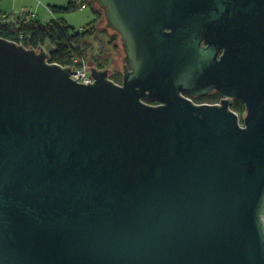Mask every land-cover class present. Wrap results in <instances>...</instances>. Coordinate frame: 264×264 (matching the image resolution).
<instances>
[{"label": "water", "instance_id": "water-1", "mask_svg": "<svg viewBox=\"0 0 264 264\" xmlns=\"http://www.w3.org/2000/svg\"><path fill=\"white\" fill-rule=\"evenodd\" d=\"M94 1L121 84L0 37V264H264V0Z\"/></svg>", "mask_w": 264, "mask_h": 264}, {"label": "trees", "instance_id": "trees-1", "mask_svg": "<svg viewBox=\"0 0 264 264\" xmlns=\"http://www.w3.org/2000/svg\"><path fill=\"white\" fill-rule=\"evenodd\" d=\"M83 4L93 7L96 18L88 23L82 31L72 27L68 21L61 17L72 10L78 9V0L71 1L67 6H50L51 12L56 16L48 23L39 20L23 21L18 19L19 27L14 23L3 22V13L0 11V37L9 41L23 45L27 49L40 51L48 47L50 54L49 61L57 63L63 67L79 68L89 60V50L92 40L95 38L98 29L97 22L99 17H105L104 10L94 2V0H80ZM97 6L99 9H95ZM120 36L118 33H116ZM91 68V66H89ZM99 69H107L104 65L96 66ZM123 69H109V77L116 83L123 81ZM222 100L218 93L201 97L199 103L216 104ZM152 105L159 104L158 101L149 102ZM232 109L241 117L246 113L244 103L238 99L232 102Z\"/></svg>", "mask_w": 264, "mask_h": 264}, {"label": "rangeland", "instance_id": "rangeland-1", "mask_svg": "<svg viewBox=\"0 0 264 264\" xmlns=\"http://www.w3.org/2000/svg\"><path fill=\"white\" fill-rule=\"evenodd\" d=\"M70 2L71 0H18L16 7L19 9L17 12L23 9L30 10L37 15L39 20L48 22L50 19L47 20L45 18H47V15H50V5L65 7ZM12 3L13 2L11 0H5L3 5L0 3V6L3 10H5V12H8L13 8ZM78 4L80 6L83 2L78 0ZM23 6L28 7L22 8ZM87 6L88 7L86 9L79 7L78 9L63 14L61 17H64L72 27L78 31H82L88 23L92 22L96 18L93 7L89 5V3ZM94 7L96 10L99 9L97 6ZM2 21L8 23L4 18ZM106 24V17L98 18V32L92 40V46L89 50V60L85 63V65L88 67L94 65L96 67L97 65L102 64L107 68L105 70L123 69L124 71L125 63L123 62V58H125V51L121 44V38L116 34V32L109 29ZM44 49L49 53L48 47Z\"/></svg>", "mask_w": 264, "mask_h": 264}, {"label": "built area", "instance_id": "built-area-1", "mask_svg": "<svg viewBox=\"0 0 264 264\" xmlns=\"http://www.w3.org/2000/svg\"><path fill=\"white\" fill-rule=\"evenodd\" d=\"M79 7L82 8V9H86L88 6L86 4H81ZM16 16H17L18 19H21V20L27 21V22L32 21V20H34L36 18V14L35 13H33L30 10H24V9L19 11V12H16ZM16 25H17V27H19V24H16ZM73 69L75 70V72H78V73H75V74L72 75V78L74 80L78 81L79 83L86 84V85H89V83L90 84L94 83L95 80L91 77L90 67H88L87 65H84L82 67L73 68ZM80 75H81V77H80ZM195 103L204 104V103H199V102H195ZM216 104H220V102L216 103Z\"/></svg>", "mask_w": 264, "mask_h": 264}, {"label": "crops", "instance_id": "crops-1", "mask_svg": "<svg viewBox=\"0 0 264 264\" xmlns=\"http://www.w3.org/2000/svg\"><path fill=\"white\" fill-rule=\"evenodd\" d=\"M4 1L5 0H0V3H1V5H3L4 4ZM13 3H12V5H13V8L10 10V11H8V12H5V10H3L2 8H1V6H0V11L3 13V18L4 19H6V21L8 22V23H14V24H16L17 23V21H18V18H17V16H16V12L19 10V9H17V7H16V5H17V2H18V0H11ZM72 1V0H71ZM50 6H54V5H50ZM50 6H49V10H50ZM55 6H57V5H55ZM24 7H28V6H23L22 8H24ZM62 7H64V6H62ZM50 12V15H47V18H45V19H50V21L52 20V19H54L56 16L55 15H53V13L51 12V11H49ZM43 18H44V16H43ZM36 20H39V18L37 17V15H36V18H35ZM40 22H42V23H48V22H50V21H48V22H44L43 20H39Z\"/></svg>", "mask_w": 264, "mask_h": 264}, {"label": "flooded vegetation", "instance_id": "flooded-vegetation-1", "mask_svg": "<svg viewBox=\"0 0 264 264\" xmlns=\"http://www.w3.org/2000/svg\"><path fill=\"white\" fill-rule=\"evenodd\" d=\"M203 97H204V96H203ZM200 98H201V97L193 98V100H194L195 102H199Z\"/></svg>", "mask_w": 264, "mask_h": 264}]
</instances>
